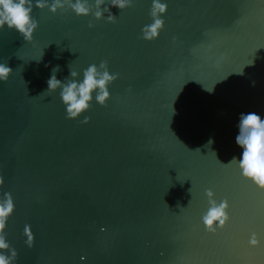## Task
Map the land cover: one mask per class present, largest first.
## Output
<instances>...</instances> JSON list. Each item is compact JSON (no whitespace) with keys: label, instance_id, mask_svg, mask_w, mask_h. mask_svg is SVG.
Returning <instances> with one entry per match:
<instances>
[{"label":"water","instance_id":"obj_1","mask_svg":"<svg viewBox=\"0 0 264 264\" xmlns=\"http://www.w3.org/2000/svg\"><path fill=\"white\" fill-rule=\"evenodd\" d=\"M164 2L154 41L142 39L152 0L111 8L114 23L35 8L30 42L0 30L12 69L0 82V198L14 202L0 251L15 249L12 264H264V189L228 164L240 114L264 117V0ZM101 62L118 74L111 99L69 119L59 90L45 93L52 68L82 79ZM208 189L230 204L215 234L201 219Z\"/></svg>","mask_w":264,"mask_h":264},{"label":"clouds","instance_id":"obj_2","mask_svg":"<svg viewBox=\"0 0 264 264\" xmlns=\"http://www.w3.org/2000/svg\"><path fill=\"white\" fill-rule=\"evenodd\" d=\"M132 0H94V7L90 0H0V30L5 27L22 35L25 41L30 42L39 24L34 18L35 8L48 9L52 14H57L70 9L77 16H93L96 20H106L109 23L116 21V16L111 8L124 10L129 7ZM168 12V5L164 0H152L151 12L152 23L142 28V39L154 41L159 38L165 27L163 17ZM107 13V15H105ZM94 25L89 24V27ZM59 66L52 68V74L47 81L45 93H55L59 90V96L65 106L69 119H79L90 110L95 102L106 106L111 99L110 86L118 78V74L110 72L106 62L99 66L90 64L81 72L73 70L69 65V76L63 81L57 79L56 73ZM12 69L7 63H0V82H6ZM89 117L85 116L83 123H88ZM238 134L235 137L236 145L241 149L239 158L233 157L228 164L237 163L241 175L264 189V117L255 113H241L238 122ZM212 141H209L211 144ZM0 177V185H3ZM209 208L202 216L205 229L215 234L218 229L227 227L232 217L229 214L230 204L227 199H215V193L206 190ZM14 211V202L10 193H4L0 198V250L10 249L9 243L4 236L6 221ZM25 232L29 233V246H31L30 230L26 226ZM248 243L259 246L261 239L257 233H251ZM16 257L15 249L10 250V255L0 251V264H12Z\"/></svg>","mask_w":264,"mask_h":264}]
</instances>
